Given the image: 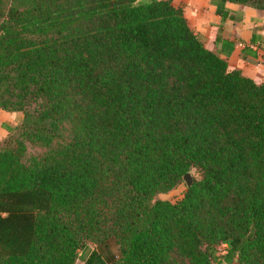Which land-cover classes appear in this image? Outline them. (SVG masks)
Masks as SVG:
<instances>
[{
  "label": "trees",
  "instance_id": "obj_1",
  "mask_svg": "<svg viewBox=\"0 0 264 264\" xmlns=\"http://www.w3.org/2000/svg\"><path fill=\"white\" fill-rule=\"evenodd\" d=\"M0 107V264H264V82L172 0H0Z\"/></svg>",
  "mask_w": 264,
  "mask_h": 264
},
{
  "label": "crops",
  "instance_id": "obj_2",
  "mask_svg": "<svg viewBox=\"0 0 264 264\" xmlns=\"http://www.w3.org/2000/svg\"><path fill=\"white\" fill-rule=\"evenodd\" d=\"M183 8L193 30L230 68L264 82V8L221 0H172ZM20 111L0 107V140L21 119Z\"/></svg>",
  "mask_w": 264,
  "mask_h": 264
},
{
  "label": "rangeland",
  "instance_id": "obj_3",
  "mask_svg": "<svg viewBox=\"0 0 264 264\" xmlns=\"http://www.w3.org/2000/svg\"><path fill=\"white\" fill-rule=\"evenodd\" d=\"M32 148V147H30ZM192 177H198V173L195 168L191 170ZM186 181L183 179L178 186L171 189L168 192L158 194V197L161 199H168L174 201L178 197H181L186 189ZM97 250L101 256L110 261L112 258H116L119 254L118 245L114 238L108 239V241L104 244H98L94 241L88 240L84 247L79 248L78 255L75 261V264H85L86 259L88 258L89 253L93 250ZM226 252V244H222L219 246V254H225ZM236 263V259L232 258L231 260L222 259L220 264H233Z\"/></svg>",
  "mask_w": 264,
  "mask_h": 264
},
{
  "label": "water",
  "instance_id": "obj_4",
  "mask_svg": "<svg viewBox=\"0 0 264 264\" xmlns=\"http://www.w3.org/2000/svg\"><path fill=\"white\" fill-rule=\"evenodd\" d=\"M183 179L186 181V184L189 186L192 184L193 182V177L191 174V171H187L184 175H183Z\"/></svg>",
  "mask_w": 264,
  "mask_h": 264
}]
</instances>
